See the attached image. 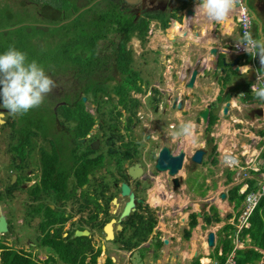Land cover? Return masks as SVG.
Segmentation results:
<instances>
[{
  "label": "trees",
  "instance_id": "16d2710c",
  "mask_svg": "<svg viewBox=\"0 0 264 264\" xmlns=\"http://www.w3.org/2000/svg\"><path fill=\"white\" fill-rule=\"evenodd\" d=\"M112 1L113 0H98L101 4L105 2L112 3ZM189 1L190 0H181L179 4L165 6V8H159L157 10L153 8L149 10L141 9L140 12L143 13L139 15L125 14L124 12L129 10L126 6L118 8L117 6L112 7L103 5L105 8L104 10L100 9L98 11L100 15L95 21L96 25H90L91 23L88 20L87 14L90 10L92 12L94 10L88 7L92 0L85 6L89 9H85L84 7L85 10L82 9V5L72 9V0H12V4H14L17 9H13V7L9 6V11H7L6 16L10 18L9 23H13V21H11L13 17L18 19L19 23L17 26L4 23L3 26L4 28H17L19 30L31 28L29 33L22 34L19 39L23 42H32L33 48L37 44L41 46L43 44L42 41L50 37L58 44L59 50L55 55L59 54V58L68 61L66 65L56 66L57 70L52 71L65 72L68 70L67 66L71 65L76 67V72L83 73L81 77L75 76L79 77L77 80L81 85L79 84L80 91L72 95L74 100L68 102L67 96L62 97L63 102L59 106L64 107V109L60 113H54L57 118H61L59 128H64V126L71 128L73 130V137L76 139L90 132L97 118L86 110L83 97L91 94L94 102L99 105V107H97L98 121L103 130V135L116 137L119 135V132H115L118 127H116L111 117L113 109H116L118 104L121 105L122 109L125 110L127 114L128 122H131L137 115V107L140 103V100L133 95L136 91H147V87L149 86L148 84L142 86L143 78L140 79V72L133 66V51L128 46V42L131 37L136 36L140 38L143 44L146 41V36L150 30L149 27L152 21L160 22V27L163 29L167 28L171 18L180 19L177 13L188 5ZM32 14H34L33 16L36 18L35 23H26L24 20L28 16L31 17ZM177 24L178 22L172 23L173 33L176 30ZM87 27L90 28L89 31H92V33L83 37L84 29ZM93 28L96 29L94 30ZM96 32L98 33L96 34ZM113 34H116L115 37H113ZM3 37H6V35ZM86 37H89L90 43H86ZM33 39H38V41H34ZM97 39L108 40V43L104 44L103 47L98 44L97 48ZM93 42L95 47L92 46ZM11 45L26 52L23 45L18 44L17 37L14 38ZM4 51L0 42V54ZM247 56L250 59L248 54ZM46 70L48 71L49 69ZM98 71L104 75L102 80H98ZM76 72H74L75 75H77ZM96 74L97 77L95 78ZM117 74L119 75L118 79H116ZM98 84L103 87L100 89L99 95L96 94L99 89ZM154 88L156 87H153V89ZM111 92L117 96L116 102L113 101ZM107 96L109 98H107ZM1 99L2 98H0V100ZM218 100L221 101V97H219ZM250 100L257 101L254 99L253 94L250 96ZM101 102L102 104H100ZM56 104H59V102ZM56 104L53 106L55 107ZM105 104H110L112 107L109 108L108 111H105L103 110ZM46 106L48 110L52 108V105L46 104ZM40 112L41 111L36 110L30 117L27 114L23 117H18V119L14 120L15 125L18 124L16 127L13 126V122L11 123L13 130L8 134V150L12 151L13 154L8 162V165L11 167L8 169L9 173L29 168L27 160H29L28 153L32 151L31 136L35 133H38L36 135L38 137L45 136L41 133L42 128L40 124L34 122H41L42 117L36 116L34 118V116ZM116 113L118 116L122 114L120 109H117ZM106 114H109L108 119L106 118ZM215 120L216 114L211 113L208 125L205 128L206 152L208 163L210 164H216L218 162L217 145L214 143V137L210 135ZM8 122L9 121H6L5 125ZM24 151L27 156H23V158L21 157L22 159H19L17 154H22ZM30 159H32V157ZM41 160L44 167L42 174L43 184L56 187L55 190L58 193L66 191L68 196L73 194L74 189L69 187L72 177L76 179L74 186L82 183H91L88 181L87 177V174L92 171L91 169L79 168L78 174L76 172V167L75 175H70L65 167H62L58 163V158L54 151H42ZM202 162L205 163L206 161L203 159ZM29 163H31V161ZM80 170H83V174L80 173ZM191 179H193V177L188 176V180L190 181ZM203 183V181L198 183V189L201 188L199 190L201 195H203L206 190V187H203ZM15 184L16 182L14 184L8 183L7 186L0 189V202L12 195L13 190L16 189ZM236 188L237 187H232L230 189L231 194L238 196V199H240L241 195L236 193ZM255 188V182L250 180L247 191ZM237 206L238 205H235V209ZM209 211L211 214L203 211V220L205 223L218 222L220 217L217 213V209L214 206H210ZM229 216L230 215H227L228 218ZM156 222L157 218L151 208L148 205L144 207L140 206V209L134 212L129 217V220L123 221V228L118 231L114 242L118 244L120 249L122 248L129 251L147 240ZM238 222L239 220H235V223L238 224ZM249 222L250 224L247 228L241 227L238 238L242 240L248 236L250 238V247L235 248L236 264H255L261 259L264 260V198H262L255 210L251 213ZM196 224L197 214L196 212H192L190 213L189 221L190 229ZM190 229L186 232L187 237L190 235ZM218 233L220 238L211 255L215 257V260L219 263H223L228 253L233 249L234 244L231 242V239L233 238L235 229L234 226L225 224L218 230ZM71 235L72 232H70L67 237H61L60 230L54 234H47L42 243L47 246L50 254L42 261L36 260L28 252L8 246L0 236V264H97V258L100 255L101 247L98 246L95 248L91 244L90 238L87 236H74L71 238ZM161 244L162 241L160 240L153 243L155 255ZM219 248H221L220 255L218 254ZM142 249L146 248L138 249L140 258L143 253ZM258 249L263 250V252H260ZM102 264L116 263L107 255ZM192 264L200 263L194 260Z\"/></svg>",
  "mask_w": 264,
  "mask_h": 264
},
{
  "label": "rangeland",
  "instance_id": "374dc122",
  "mask_svg": "<svg viewBox=\"0 0 264 264\" xmlns=\"http://www.w3.org/2000/svg\"><path fill=\"white\" fill-rule=\"evenodd\" d=\"M72 1H73L72 9L75 7L77 8L79 5H82V9H84V7L91 0H72ZM123 2L124 0L123 1L113 0L112 3L105 2L101 4L98 2V0H92V2L88 5V7L94 10L93 12L90 10L87 14L88 20L91 23L90 25H96L95 21L96 19H98V16L100 15V13H98L100 9L104 10L105 6H112V7L117 6L118 8H123L125 3ZM171 2L173 5H176L179 2V0L176 1L172 0ZM103 5L105 6L103 7ZM9 6L13 7V9H17V7L14 4H12V0H0V42L2 48L6 50L9 46H12L11 45L12 41L14 40L15 37H17L18 44L23 45L26 53L28 54L29 60L35 59L38 63H40L45 68L46 74L49 75L56 84L54 90L45 97L43 104L38 108L31 109L27 113V115L30 117L36 110L41 111L40 113L36 114L34 118L36 116L42 117L41 122L43 128L41 133L48 135L53 142H54L53 139L56 140L53 146H57L61 151H57V150L55 151L54 148L53 151L60 156L61 160L58 161L60 165L62 166L68 165L69 163L68 160H70V158L74 155H76V159L79 161V163H81L80 153L83 152L81 147L82 144L78 143V139L73 137V130L71 128L67 126H64V128H59L61 118H57L55 114L56 112L60 113L64 109V107L59 106L63 102L62 97L67 96L68 102L74 100L72 95L80 91L79 90L80 82L77 80V78L83 76V73L76 72L75 71L76 67H73L71 65L67 66L68 70L65 72L52 71V70H57L56 66L66 65L68 61L63 60V58H59L60 56L59 54L55 55L59 50L58 44L55 43L50 37H47L46 40L42 41L43 44L41 46L37 44L33 48L32 42L30 41L23 42L19 39L22 34L29 33L31 31V28H24L22 30H19L17 28L8 29V27L4 28L3 26L4 23L14 26H17L19 23V20L16 19L15 17H13V20H11L13 21V23H9L10 18L6 16L7 11H9L8 9ZM89 8L85 7V9H89ZM152 8L157 10L162 7L158 5V6H151L150 9ZM185 8L186 7H184L183 9ZM182 10L179 11L177 14H182L181 13ZM186 10H183V12ZM89 13H91L92 15ZM124 13L125 14L129 13L130 15L131 14L139 15L143 12H140L138 8H135L133 11L128 10ZM33 15L34 14H32L31 17L29 16L26 17L24 21L26 23L31 22L32 24H34L36 18ZM176 21L180 25H183L182 16L180 17V19L171 18L169 20V26L165 29L160 27V22L152 21L153 23L151 22L150 24L149 27L150 30L146 36V41L143 44L140 38L136 36L131 37L130 41L128 42V46L133 51V57H134L133 66L135 69H137L140 72V77H141L140 79L143 78L142 86H146L147 84L149 86L147 87V91H143V92L136 91V93H134L133 96L138 98L140 100V103L139 106L137 107V115L131 120V122H128L127 114L125 110H122V106L119 104L117 105L116 109H113L111 114L112 120L115 122L116 127H118L115 130V132L118 131L120 135L131 136L133 132L132 130L134 129V132L140 138L143 139L147 134H149L156 142H158V144H169L173 147V149L174 148L177 149L178 145L175 142L174 138L172 137V129L169 127V123H171V121H176L178 123V119L175 117L176 116L175 111L171 108H168L169 106H165V104L166 102L170 104V102L168 101L170 99L169 96L172 97L173 95H176L179 90L178 88H181L182 90V85L183 87H185V85L189 81L191 75V68L189 65L182 64L181 58L185 57L186 54L190 53L191 51L190 47L192 46L191 43L194 42L192 37L183 38L182 36L183 33L178 32L177 34L172 32V27H173L172 23ZM89 29H90L89 27L84 29L83 37L90 35L92 33V31H89ZM93 29L95 30L96 28ZM97 33L98 32H96V34ZM116 34H113V37H115ZM4 35H6V37H3ZM173 37H178L183 39L172 40ZM33 40L38 41V39H33ZM97 40H96L97 48H98V44L103 47L104 44L108 43V40H103V39H99L98 41ZM87 42L90 43L89 37H86V43ZM92 46L95 47L94 42ZM173 58L175 60H172ZM46 69L49 70L47 71ZM74 72H76L77 75H75ZM101 74L102 73L98 71V80H102V77H104V75L102 74L101 76ZM75 76H79V77H75ZM96 77L97 74L95 75V78ZM118 77L119 75L117 74L116 79H118ZM98 87H99L98 93L96 94L99 95V92L101 91L100 89L103 87H101L99 84ZM153 87L156 88L153 89ZM164 91L167 94L166 98ZM151 93L153 94L152 98L148 97V95ZM90 96L91 94H88L86 97H83L86 104L85 105L86 110L89 113L96 116L97 118L96 123L90 130V133L93 132L92 134L94 136H102L103 130L101 129L100 123L98 121V111H97V107H99V105L96 102H94L92 96L91 98ZM158 96L160 98L157 101L154 100ZM87 97L90 99H88ZM107 98L109 97L107 96ZM150 99H151V103L149 101ZM113 101L115 102L117 101V96L113 95ZM57 102H59V104H56ZM0 103H2V99L0 100ZM46 104L52 105V108L48 110ZM54 104H56L55 107L53 106ZM100 104H102V102ZM150 104L158 105L159 107L158 111L150 109L149 108ZM111 107L112 106L110 104H105L103 110L108 111V109ZM117 109H120L121 112H123L122 113L123 115L118 116L116 113ZM5 112H7V109L5 110ZM191 116L192 114L188 115L189 118H191ZM0 118L9 121L6 125L4 124L5 123L4 121L3 122L0 121V123H2L0 124V189H2L5 186H7V184L9 183V179L13 184L15 183V179H16V178L14 179L10 178L8 171V169L11 168L8 165L9 164L8 162L11 158V155L13 154L12 151L8 150L9 148L8 134L11 133V131L13 130L11 125L12 122H13L12 124H14L13 126L16 127L18 125V124L15 125L14 122V120L18 118H14L8 115L7 113H5V115ZM106 118L107 119L109 118V114H106ZM224 123L222 122L221 124L214 126L212 128L211 135L212 133L214 134L217 133V135L219 134L224 135L225 134L224 130H227L225 129ZM196 125H197L196 134L199 137V140L202 143H204L205 133L203 134V132L205 129V124L204 125L196 124ZM214 134L213 136L219 152L218 159L220 161L219 156H221V148L226 150L227 141L225 144H221L220 143L221 138L215 137ZM55 143H57V145H55ZM218 143L221 144L219 145V147H218ZM32 152L33 150L28 153L29 160L27 161H28L29 169L32 165V163L29 162L32 161V159H34ZM17 156L19 159H22L23 156L25 157L27 156V154L24 151V153L17 154ZM31 157L32 159H30ZM203 159L206 160L205 156ZM188 161L189 160H187L186 158L184 159L183 168H185ZM205 163L201 162L198 165V168L194 170V174L192 175L193 176L192 185H189L191 183L189 182L187 177L188 170L185 171L184 169L183 170L181 169L176 176L177 177L181 176L184 180L186 179V181L189 184H186L185 181H183L181 182V184H179V186L176 189L174 188V186L171 185L172 177L168 175L166 172H160L155 175V179L154 178L151 179V182L149 183V188L145 192L146 194L145 197L148 201L147 205L155 213L157 220H182V218L185 220H190L191 212H197V211L202 212L203 209L206 211L208 204L212 202L213 198L217 203H219L218 201H221L220 195L221 193L226 192L228 187L223 183L224 177L221 174L222 170L226 168L221 167L220 163H218L216 166H212L210 163H208L207 160ZM146 169L147 170L152 169L151 161L150 163L147 164ZM26 170L27 169H25V172ZM202 174L206 179L205 180L206 184L215 183V185L216 184L218 185L216 189L208 190L205 196L203 197H201L200 194L194 190L196 184L201 181ZM87 177H88V181L91 182L90 185L96 184L92 180V178L89 177L88 174ZM74 182H76V179L72 177L69 186L70 188L74 187ZM18 201H23L24 203L28 202L27 194L23 189L19 187L13 190V193L10 197H6L0 202V211H2L3 214H5L8 223V230L4 234H0V236L3 238V240L8 246H11L15 249L23 248L28 252L35 253L36 255L33 256V258H35L36 260H40V261L45 260L47 252H50L48 249H42L40 246H38V250L33 252L32 248L29 247L30 244L28 242L33 241L32 238L34 237V235L36 236V234L35 231L32 230L31 226H29L27 220H20V216L17 211ZM218 205L220 206V204ZM247 210L248 207L245 206V210L243 211H247ZM198 220H202V219L198 218ZM72 223H75V221L71 222V224ZM65 230L66 229H64V231ZM73 234L71 236H73ZM94 237H95L94 244L95 246H98L99 244L98 231L95 233ZM103 244L105 246H108V249L103 251L98 256L97 264H102L107 255H111L112 257H114L116 259V262L119 264L125 263L126 260L130 259V255L128 256V252L114 251L112 248H115V246L112 245L110 242L107 243L104 241L102 245ZM236 245L239 246L238 243H236ZM248 245L245 247H248ZM231 259L233 260V258ZM131 260H134L135 264H142V261H140V259L138 258L137 250H134L133 254H131ZM211 262L212 260L206 259L203 261V264H210ZM126 264H128V262Z\"/></svg>",
  "mask_w": 264,
  "mask_h": 264
},
{
  "label": "crops",
  "instance_id": "0c3cea01",
  "mask_svg": "<svg viewBox=\"0 0 264 264\" xmlns=\"http://www.w3.org/2000/svg\"><path fill=\"white\" fill-rule=\"evenodd\" d=\"M198 3L199 0H190L188 5L185 6L186 8L183 9L187 10L184 12L182 10V14H178L183 18V25H181L183 38L192 37L194 40L191 43L190 53L181 58L182 64L190 66L191 74L193 70L196 71L193 86L192 88H185L186 86L183 87L182 85V90L178 88L179 90L176 95L169 96L170 99L168 101L170 104L165 101V106L173 109L176 114L175 117L178 119V123L176 121L169 123L171 129L187 120H192L196 124H205L206 128L211 113L216 114V120L212 128L225 122L224 125L227 130H224V135H217V133H212L211 135L210 132L211 136L214 134L215 137L221 138V144H225L227 141L226 150L220 146V161L218 159V152V162L211 165L216 166L220 163L221 167L226 168L222 170L221 174L224 177L223 183L228 187L226 192L221 193V201H218L219 203L213 198L212 202L208 204L207 210H203L211 214L209 211L210 206H214L217 209L220 220L209 224L205 223L203 220V211L200 212L201 216H197V224L191 229L189 225L190 220L183 218L182 220H157L147 240L129 251L120 249L116 242H110L115 246V248H112L114 251L128 252V256L130 255V259L122 264H126L127 262L128 264H135L134 260H131V254H133L134 250L138 252V249L141 248H146L142 249L143 253L141 258L138 253V258L142 261V264H192L194 260L203 264V261L206 259H215L211 254L220 238L218 230L225 224L234 226L235 229V233L231 239L234 246L226 258H233L236 264L235 248H243L250 241L248 236L242 240L238 238L241 227L239 226V222L238 224L235 223V220H239V213L246 206V195L259 191V182L264 174V104L250 100V96L252 95L251 87L260 86V80L256 79V70L261 65L258 55L256 57H250L249 59L247 53L241 48V45L238 46L237 44L236 40L241 36L237 23L238 12L233 14L225 23L207 24L201 22L198 18H193L195 16V6ZM246 4L250 13H255L260 21L259 24L254 23L251 29L254 37L260 38L264 34L261 32V28L264 27V0H246ZM183 38L173 37L172 40H182ZM210 54L214 57L211 60L209 59ZM172 60L175 59L173 58ZM242 65L250 66L251 70L247 76H242L239 72V68ZM241 93H243L242 96H240ZM166 97L167 94L165 92ZM219 97H221V101L218 100ZM173 103L175 104L174 106ZM224 107L227 108L226 112H224ZM205 108H208V116L204 121L200 113ZM189 114H192L191 118L188 117ZM170 125H173V127ZM204 133V143L206 145L205 129ZM220 143H218V147L221 145ZM184 149L185 153L189 151L187 144L184 145ZM205 159L208 161L207 152ZM183 169L186 171V167H182ZM193 174V170L188 171L187 177ZM205 180L202 174L201 181L204 182L203 187H206L203 195L199 193L201 188L198 189V183L195 189L193 188L201 197L205 196L208 190H214L218 186L215 183L206 184ZM250 180L255 182L256 188L247 191ZM183 181L189 184L186 179H183ZM189 182L191 183L189 185H192L193 179ZM232 187H237L236 193L241 195L240 199H238V196L231 194L230 189ZM222 194L224 195L222 196ZM261 200L262 198L259 202ZM235 205H238L236 209ZM227 215H230L229 218ZM198 218L202 220H198ZM249 224L248 219V225L245 227L247 228ZM189 229L190 235L187 237L186 232ZM209 232H212L214 235V244L212 246H208L207 244ZM157 240L162 241V244L155 255L153 243L157 242ZM248 247H250V244ZM107 248L108 246L103 244L100 254ZM258 250L263 252L261 249ZM218 254H221V248H219ZM109 256L116 264H119L114 257ZM255 264H264V260L261 259Z\"/></svg>",
  "mask_w": 264,
  "mask_h": 264
},
{
  "label": "flooded vegetation",
  "instance_id": "af4514ba",
  "mask_svg": "<svg viewBox=\"0 0 264 264\" xmlns=\"http://www.w3.org/2000/svg\"><path fill=\"white\" fill-rule=\"evenodd\" d=\"M171 1L165 0V6H170L169 4H172ZM124 6L128 7L131 11L135 8L141 11V9L149 10L152 5L149 0H142L129 6L124 3ZM111 94L115 95L113 92ZM152 95L151 93L148 97L152 98ZM159 98L158 96L154 100L157 101ZM149 101L151 103V99ZM149 108L155 111L159 109L158 105L153 104H150ZM4 110L6 109L0 108V112H4ZM0 121L6 122L7 120L0 118ZM34 122L39 123L41 128H43L42 122ZM170 126L173 127V125ZM132 131L131 136L119 134L116 137H108L104 136L103 133L102 136H94L93 132H89L87 135L77 138L78 143L82 144L83 150L80 153L81 163H79L76 155H74L68 160V165L61 166L65 167L70 175H75L76 167L78 174L79 168L91 169L92 171L88 175L96 184L82 183L76 185L72 187L74 190L71 196H68L66 191L58 193L55 190L56 187L44 185L42 182L44 167L41 153L42 151H53V148L55 151H61L57 146H53L56 140L53 139V142L45 134L43 135L46 137L36 136L38 133L31 136L30 140L32 141L34 159L31 161L32 165L30 169L28 168L26 172L25 169H20L17 172L9 173V175L12 178V175L15 174L16 188L23 189L27 194L28 202L18 201L17 211L20 220H27L29 226H31L37 236L34 235L33 241L28 242L33 252L38 250V246L42 249H47V246L42 241L46 238L47 234H54L58 230L61 231V237H67L70 232L73 234L75 230L86 229L88 230V234L84 236L90 238L91 244L94 247H101L104 241L112 243L118 231L123 228V221L118 222V220H129V217L138 211L140 206L144 207L147 205L148 201L145 197V192L149 188L151 179H155V175L161 172L157 171L155 167L160 148L162 146L167 147L168 145L169 153L171 151L175 152L177 149H173L169 144H158L149 134L142 139L136 135L134 129ZM203 150L202 159L207 151L206 145ZM55 154L58 161L61 160L60 156L57 153ZM186 159L189 160L185 166L186 170L194 171L198 168L199 164L194 163L190 158L188 159V156H186ZM150 161L152 162V169L147 170L146 166ZM80 173L83 174V170H80ZM181 180L183 181V178L179 177V182ZM9 183H12L10 179ZM123 183H126L134 194L135 209L131 210L125 218L119 219L125 202L129 197L128 195H123L121 192V185ZM171 185L174 186L172 179ZM137 198H140L142 201L138 202ZM112 220L114 221L111 222L110 228L114 234V238L107 240L105 225ZM73 221L75 223L71 224ZM118 224L122 225L121 229L117 228ZM64 229L66 230L64 231ZM97 231L99 244L95 246L94 236ZM17 250L28 252L23 248ZM28 253L32 257L36 255L35 253ZM49 254L50 252H47L46 258Z\"/></svg>",
  "mask_w": 264,
  "mask_h": 264
},
{
  "label": "clouds",
  "instance_id": "9594fccd",
  "mask_svg": "<svg viewBox=\"0 0 264 264\" xmlns=\"http://www.w3.org/2000/svg\"><path fill=\"white\" fill-rule=\"evenodd\" d=\"M241 10H243L241 23L244 30L236 41L238 46H243V51L250 57L258 55L261 67L256 70V79L264 81V34L260 38L254 37L251 29L254 23L259 24L260 21L255 13H250L246 0H199V3L195 6V16L193 18H198L201 22L207 24H222ZM261 32L264 33V27L261 28ZM213 58L210 54L209 59ZM250 70L249 65H242L239 68L242 76H247ZM55 87L54 80L46 74L45 68L35 59L29 60L26 52L14 46H9L0 54V98H2L0 107L7 109V112H0V117H3L4 113L14 118L23 117L31 109L41 106L45 97ZM251 92L255 100L264 104V85L252 86ZM242 95L243 93L240 94V96ZM196 133L197 125L192 120L183 121L177 127H174L172 137L178 147L175 152L171 151V155L178 156L183 152L184 156L187 155L189 159L197 149H203L205 145L199 140ZM185 144L189 147L187 153L184 149ZM257 155L259 154L257 153ZM261 198H264V192L253 193L248 196L250 212L255 210ZM212 261L217 260L213 259Z\"/></svg>",
  "mask_w": 264,
  "mask_h": 264
},
{
  "label": "water",
  "instance_id": "95a60500",
  "mask_svg": "<svg viewBox=\"0 0 264 264\" xmlns=\"http://www.w3.org/2000/svg\"><path fill=\"white\" fill-rule=\"evenodd\" d=\"M142 0H124L125 4L127 6L135 4L137 2H140ZM152 6H158L160 5L162 8H165V4L164 1L165 0H149ZM170 6H173L172 4H169ZM195 75H196V71L193 70L189 81L187 82V84L185 85L186 88H192L193 86V82L195 79ZM175 104L173 103V106ZM227 108L224 107V112H226ZM200 116L202 117V119L205 121L206 117L208 116V108H205L201 113ZM204 154V150L203 149H197L195 151V153L190 157L191 161H193L196 164H200L202 162V157ZM186 158V156H184V153L181 152L178 156H172L171 153H169V150L167 147H163L160 151L159 157L157 159V162L155 164L156 170L157 171H161V172H166L168 175H170L172 177V181L174 182V188L176 189L180 182H179V176L177 177V173H179V171L182 169V167H184V159ZM15 178V174L12 175V179ZM182 179V177H181ZM121 192L123 195H128V200L125 202V205L123 207V211L120 215L119 219L125 218L131 210H134L135 207V202H134V194L130 191L128 185L126 183H123L121 185ZM224 194H222L223 196ZM138 202H141L142 200L140 198H137ZM197 216H201L200 212H197ZM114 220L108 222L105 225V230H106V239H112L114 238V234L112 233V230L110 228L111 222H113ZM124 220H118V222H121ZM122 225L118 224L117 228L121 229ZM8 230V223H7V219L5 214H3L2 211H0V234H4L6 231ZM88 234V230L83 229V230H75L73 236H84ZM166 242V240H165ZM207 244L208 246H212L214 244V235L212 232L208 233V237H207Z\"/></svg>",
  "mask_w": 264,
  "mask_h": 264
},
{
  "label": "built area",
  "instance_id": "2783aa9c",
  "mask_svg": "<svg viewBox=\"0 0 264 264\" xmlns=\"http://www.w3.org/2000/svg\"><path fill=\"white\" fill-rule=\"evenodd\" d=\"M242 16H243V10L239 11L238 14H237V22H238V25H239V30H240V34L241 35H242L243 30H244V26L241 23ZM241 48L243 49L242 45H241ZM262 85H264V81L260 80V86H262ZM259 187H260V189H259L258 192H264V174H263L262 179L259 182ZM258 192H253V193H258ZM253 193L247 194L246 197H245L246 206L248 207V210L247 211H243V210H245V208H244L239 214V226L240 227L248 225V219H249L252 211L251 212L249 211L250 205L248 203V199L247 198H248L249 195H251ZM210 264H235V263H234V260H232L231 257H230V258H227L225 263H219L217 261H214V262L212 261Z\"/></svg>",
  "mask_w": 264,
  "mask_h": 264
},
{
  "label": "bare ground",
  "instance_id": "6f19581e",
  "mask_svg": "<svg viewBox=\"0 0 264 264\" xmlns=\"http://www.w3.org/2000/svg\"><path fill=\"white\" fill-rule=\"evenodd\" d=\"M181 25L180 24H177V26H176V30H175V32L174 33H177L178 34V32L179 33H182V31H181ZM197 238V237H196ZM201 238V237H200Z\"/></svg>",
  "mask_w": 264,
  "mask_h": 264
}]
</instances>
